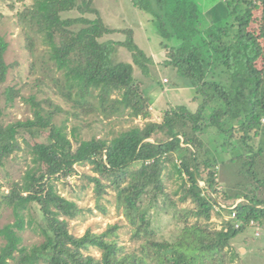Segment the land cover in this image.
Wrapping results in <instances>:
<instances>
[{
    "label": "trees",
    "instance_id": "16d2710c",
    "mask_svg": "<svg viewBox=\"0 0 264 264\" xmlns=\"http://www.w3.org/2000/svg\"><path fill=\"white\" fill-rule=\"evenodd\" d=\"M16 2L23 4L19 24L40 38L61 75L62 97L75 119L127 117L143 124L88 140H79L72 127V143L64 122L55 124L62 109L51 101H45L46 110L29 100L32 118L10 124L3 123L0 103V175L21 144L30 157L1 197L13 223L0 228V264H236L240 254L230 241L264 218V0H223L208 9L200 0H130L149 14L162 40L179 41L173 47L161 42L163 64L188 80L201 100L195 112L176 106L158 121L151 120L131 65L109 59L111 48L124 46L135 64L146 60L130 29L107 28L94 0ZM72 12L77 16L64 17ZM114 33L125 34V42H101ZM26 42L32 51L33 40ZM7 47L0 36V90L9 70ZM14 94L12 88L2 92L6 103ZM211 129L217 135L210 136ZM76 166L90 167L93 175L86 179L98 210H106L99 204L103 195L113 194L135 248L119 243L118 225L87 229L79 237L69 232V221L82 210L58 193L57 183L73 176ZM219 167L253 190L228 195ZM172 177L176 191L165 183ZM228 180L234 188L233 176ZM33 205L45 221L43 240L25 247L21 233L31 226ZM213 218L221 219L220 227Z\"/></svg>",
    "mask_w": 264,
    "mask_h": 264
},
{
    "label": "rangeland",
    "instance_id": "374dc122",
    "mask_svg": "<svg viewBox=\"0 0 264 264\" xmlns=\"http://www.w3.org/2000/svg\"><path fill=\"white\" fill-rule=\"evenodd\" d=\"M223 0H200L205 8H212ZM30 4L29 1L26 2ZM94 5L99 11L104 25L114 30H131L133 42L143 52L146 60L140 59L142 65L134 63L131 52L124 46L113 47L110 50L109 59L112 63L131 65L132 76L141 84L144 95L150 102L151 120L158 121L161 114L169 108L185 106L189 112H195L200 98L196 97L190 82L177 76L176 72L163 64L165 60L161 42L168 47L177 46L179 41L175 37L162 40L156 24L145 11L136 9L130 0H94ZM23 4L16 0H0V36L8 43L4 55L5 63L9 65L6 81L0 90V103L3 109V123L10 124L16 120L32 118L31 101L49 109L46 100L51 101L53 106H59L62 112L56 115L55 124L67 127L68 138L74 143L71 129L77 127V138L88 140L91 137L112 135L118 131H124L133 125L141 126L139 119L133 123L127 121V117L118 121L112 118L101 120L98 116L84 117L86 120L75 119L72 107L62 97L65 92L62 77L57 73L48 60L47 48L40 38L29 28L18 22V13ZM76 13L65 14L64 17H75ZM33 40V49L30 51L26 46V38ZM126 35L114 33L106 35L101 42H125ZM143 68V69H142ZM12 88L15 92L14 99L6 103L2 92ZM210 136L217 135L214 129L209 131ZM23 150L12 154L4 163V169L0 175V228L8 223H13L11 211L1 204V197L7 192L8 180H18L24 170L30 165V157L23 144ZM76 173L66 180L57 183V190L61 196L73 200L82 210V215L69 221V232L74 236H82L87 229L93 232H102L107 225H118L119 243L128 249L137 245L131 242L127 223L120 214H117L113 205V194H105L99 204L106 210L97 209V199L92 184L88 183L86 176H92L89 166L75 167ZM235 171H237L235 169ZM219 181L228 195L235 192L253 190L246 181H242L239 175H230L222 172L219 167ZM230 176H233L232 186ZM169 191L177 190L175 177L165 179ZM202 185V184H200ZM241 199L237 200L240 201ZM108 201H111L110 203ZM91 211V213L89 212ZM27 219L31 220V226L21 233L23 246L31 247L39 244L42 240L41 230L45 228V221L38 207L33 205ZM212 224L218 228L220 218H213ZM231 248L240 254L236 264H264V218L256 225L248 226L243 232L236 235L231 241ZM0 240V245H1ZM93 254L96 255L94 251Z\"/></svg>",
    "mask_w": 264,
    "mask_h": 264
},
{
    "label": "built area",
    "instance_id": "2783aa9c",
    "mask_svg": "<svg viewBox=\"0 0 264 264\" xmlns=\"http://www.w3.org/2000/svg\"><path fill=\"white\" fill-rule=\"evenodd\" d=\"M239 201H236V204L238 203ZM236 204L233 206V207H231V209H234L235 207H236ZM231 217H234V214H232V216ZM237 227V226H236Z\"/></svg>",
    "mask_w": 264,
    "mask_h": 264
}]
</instances>
